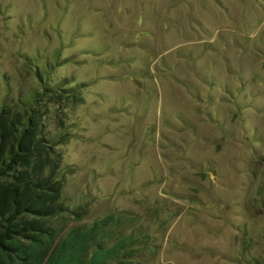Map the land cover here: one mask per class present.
Here are the masks:
<instances>
[{
	"label": "rangeland",
	"instance_id": "1",
	"mask_svg": "<svg viewBox=\"0 0 264 264\" xmlns=\"http://www.w3.org/2000/svg\"><path fill=\"white\" fill-rule=\"evenodd\" d=\"M37 71L82 83L49 126L81 222L142 264H264V0H0V106Z\"/></svg>",
	"mask_w": 264,
	"mask_h": 264
},
{
	"label": "trees",
	"instance_id": "2",
	"mask_svg": "<svg viewBox=\"0 0 264 264\" xmlns=\"http://www.w3.org/2000/svg\"><path fill=\"white\" fill-rule=\"evenodd\" d=\"M36 75L40 92L0 106V264H142L137 250L146 238L115 235L113 214L81 222L89 212L64 190L66 133L49 126L62 125L67 101H81L82 83L45 84L47 76Z\"/></svg>",
	"mask_w": 264,
	"mask_h": 264
}]
</instances>
